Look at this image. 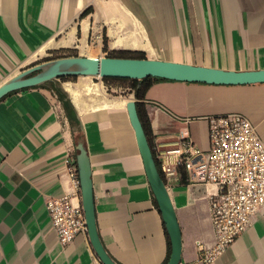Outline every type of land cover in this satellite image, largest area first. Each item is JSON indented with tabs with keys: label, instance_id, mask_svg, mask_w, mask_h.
I'll use <instances>...</instances> for the list:
<instances>
[{
	"label": "crops",
	"instance_id": "obj_1",
	"mask_svg": "<svg viewBox=\"0 0 264 264\" xmlns=\"http://www.w3.org/2000/svg\"><path fill=\"white\" fill-rule=\"evenodd\" d=\"M61 51L89 57L131 51L229 71L264 70V0H0V86ZM78 85L54 79L0 100V264H103L88 232L60 242L46 206L51 197L81 194L67 164L73 158L77 167V128L55 87L67 93L81 123L105 249L118 264H165L170 237L126 107L135 96L94 98L87 91L100 92L98 84L87 91ZM142 103L156 155L185 138L209 150L207 118L234 112L246 115L264 142V83L160 78ZM175 169L165 180L181 228V262L202 264L197 242L215 241L209 196L216 186L184 165ZM213 264H264V209Z\"/></svg>",
	"mask_w": 264,
	"mask_h": 264
},
{
	"label": "built area",
	"instance_id": "obj_2",
	"mask_svg": "<svg viewBox=\"0 0 264 264\" xmlns=\"http://www.w3.org/2000/svg\"><path fill=\"white\" fill-rule=\"evenodd\" d=\"M207 120L209 150L204 151L185 138L157 158L164 179L176 176L175 165L180 164L195 179L216 186L209 196L215 241L212 245L197 242L199 261L213 264L264 209V142L257 127L242 113L212 115ZM67 164L72 181L79 185L76 161L69 158ZM79 193L46 200L51 222L63 245L88 232Z\"/></svg>",
	"mask_w": 264,
	"mask_h": 264
},
{
	"label": "water",
	"instance_id": "obj_3",
	"mask_svg": "<svg viewBox=\"0 0 264 264\" xmlns=\"http://www.w3.org/2000/svg\"><path fill=\"white\" fill-rule=\"evenodd\" d=\"M74 76L123 79L155 77L210 84L264 83V70L229 71L148 58L65 56L45 60L22 70L0 86V100L13 91L34 87L54 79ZM126 107L136 133L150 185L170 237L171 254L166 264H179L182 258V234L166 181L156 163L151 143L138 113L136 100L130 99ZM76 159L81 201L91 243L103 264H118L105 249L98 232L91 163L87 148L82 141L77 144Z\"/></svg>",
	"mask_w": 264,
	"mask_h": 264
},
{
	"label": "trees",
	"instance_id": "obj_4",
	"mask_svg": "<svg viewBox=\"0 0 264 264\" xmlns=\"http://www.w3.org/2000/svg\"><path fill=\"white\" fill-rule=\"evenodd\" d=\"M86 12H88V10ZM61 52H63V51H61ZM65 56H71V55L63 54L60 57H65ZM107 56H110V57H123V58H145L143 53H141V52H131V51H114L113 53H109ZM156 79H160V78H153V77H147V78H144V79L104 78V80H106V81H109V80H122V81H129L131 83L130 86H129L130 87V91L135 96L136 103H137V109H138V113H139L140 119H141L142 124L144 126V129H145V132L147 134V137H148V139H149V141L151 143L156 163H157L158 168H159V170H160V172L162 174L160 163H159V160H158L157 155H156L155 150H154V143H153V139H152V132H151V126H150L149 118H148V115H147V113L145 112V110L143 108L144 106H143V103H142V100L145 98L147 90L152 85L153 81L156 80ZM161 79H163V78H161ZM55 92L58 94L59 99L63 103V106H64V108L66 110L67 116L70 119L73 127L75 129L77 128V130L75 132V141L76 142L83 141L84 138H83V135H82V132H81V123H80L78 115H77V113H76V111H75V109H74V107H73V105H72L67 93L61 87H55ZM163 178H164V176H163Z\"/></svg>",
	"mask_w": 264,
	"mask_h": 264
},
{
	"label": "rangeland",
	"instance_id": "obj_5",
	"mask_svg": "<svg viewBox=\"0 0 264 264\" xmlns=\"http://www.w3.org/2000/svg\"><path fill=\"white\" fill-rule=\"evenodd\" d=\"M65 54L64 52H58L53 53L48 56L46 60L59 58ZM63 82H74V83H81L82 86L78 85L77 88H79L82 91H87V85H97L100 86L101 90L97 93L96 91H87L89 92L88 96L97 98L101 96L100 94L103 92L105 94H108L110 96H127L130 91V82L129 81H122V80H109L106 81L104 78L101 77H94V76H74V77H64L60 78Z\"/></svg>",
	"mask_w": 264,
	"mask_h": 264
},
{
	"label": "bare ground",
	"instance_id": "obj_6",
	"mask_svg": "<svg viewBox=\"0 0 264 264\" xmlns=\"http://www.w3.org/2000/svg\"><path fill=\"white\" fill-rule=\"evenodd\" d=\"M71 86V85H70ZM98 88V87H97ZM92 89V88H91ZM79 93V92H78Z\"/></svg>",
	"mask_w": 264,
	"mask_h": 264
}]
</instances>
